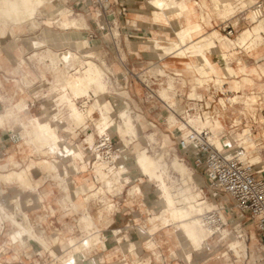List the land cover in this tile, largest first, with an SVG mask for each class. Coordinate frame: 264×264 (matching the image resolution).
<instances>
[{
	"label": "rangeland",
	"instance_id": "1",
	"mask_svg": "<svg viewBox=\"0 0 264 264\" xmlns=\"http://www.w3.org/2000/svg\"><path fill=\"white\" fill-rule=\"evenodd\" d=\"M179 1H181V0H179ZM187 1H190V0H187ZM213 1L214 0H210V4H211L213 10L215 11V13H217V14H215L213 17V20H212L213 23L206 27L207 30H211L212 27H216L223 34L227 35V32L223 31V27L225 26V24L230 22L231 25L234 26L236 29L234 30V34L228 35V36H230L231 38H235L237 36V34L242 29H244L245 27H251L252 26L253 22H252V19H250V17L253 14L251 9H254V5L246 7L245 10L238 9L237 12H241V13L236 16V18H238V21H237V24H234L236 21V20H234V18L226 20V18H229L232 15H229V14L226 15L224 7H222V5H220V4L218 6H216L217 5L216 1H214V2ZM131 2H133V4L130 6L131 10H129V13L127 14V17H128V19H130V21H131V18H133L132 14H131L132 8H140V7L144 6L146 3V0H133ZM191 2L194 3V1H191ZM199 2H200L199 3L200 5L198 4V7L199 6L201 7L202 14L204 16L203 20L205 21L210 17V14L208 11H206L203 8V4H201L202 0H199ZM208 3H207V5H208ZM68 7L69 6L61 0H52V1L50 0L49 3H46L42 7V9L40 11H38L36 18L23 23L22 24L23 26L20 29L16 28V30L13 31V35H12L11 29H9L8 26H3L1 28L2 33H1V37H0V63L4 64L3 67H1L4 69H0V88H4L5 91H7L9 93L10 96L7 97V99H6L7 104L0 107V114L2 112L6 111V109L9 106H16V109L20 108L21 105L27 106V98L31 97L29 95V93H27V88H37L38 93L43 91V90H46V88H54V90H55L56 88H58L54 85V83H57V77L59 78L58 79L59 81L62 79V77H63V79H65V80L62 79L63 82L61 80V82L63 83L62 84L63 86H65L67 88L69 85V87L72 88L71 85L74 82V78L76 80L80 74L81 75L83 74V72L86 68V60L87 59L95 60L96 63L99 65V67L102 69V81L103 82L105 81V83H104L105 88H103L104 89V91H103V89L99 88V86H97L98 84L97 83L94 84V82L88 83L89 85L87 84L85 86H89V87H84V88H88L89 90L92 88L91 90H94L97 87V90H95V95H96V98H98V97L100 98V100L102 102L101 106H103L104 103L107 105L110 104V106H107V108L109 109L113 105L110 108L111 110L109 109V111L112 112V110H114L112 113V115L114 117L111 114H109L110 115L109 117H111V118L113 117L111 119V121L114 120L113 123L116 125H114V127L112 128L111 134L114 135L115 139L118 140V142L122 143L123 146H124V142L121 140L120 135H118L119 134L118 125H119V123L123 124V119L119 115H118V117H119L118 118L117 113L123 109H127L128 112L131 113L133 120H134V123L139 128V132H138V137L134 136V139L131 140V142L129 143V145L127 147V154L128 155H127L126 160L128 162V166L130 167V173H129V175L123 174V176L129 177L132 181L126 182V183L117 182V184L116 185L114 184V185H115V188L117 187L116 189L120 193H122V191L124 190L125 198H127L126 203L128 201H131L132 197L137 198V201L139 203H141L140 206L138 207L137 213L135 212L134 217H133V220L136 219V222H138V223L134 222L135 223L134 227H136V229L131 228L129 231H126V230L123 231L122 228L119 227V223L121 222V219H120L121 217L119 218L120 222H118V223L114 222V213L110 211V208L108 207V205L97 206V204L94 203L91 196L95 195L97 197L100 194L106 195V188H104V187H103V189L101 188V192L99 191V189H100L99 188L92 195L90 194L89 200H88L90 203V206L92 207V214L94 215V217L97 216L98 207H103L102 211L100 210V214L102 215L101 216L102 219L100 221H98V220L95 221L92 218V216L89 214V212L86 213L85 211H83V213H82V211L78 210V212H75L77 214L72 215L71 208H63V206H60V210L58 212H64L67 214V216L63 219L64 225H66L67 227H71L73 229V232L69 231L67 233L75 236L76 239H78V242H76L78 245V246L77 245L76 246L79 247L78 251H80L81 249L83 250L84 256L82 257V259L85 257V255H87V256L89 255L87 253V250L95 248V247L98 249L102 248L101 247V241H100V239L102 237H100V235H95V237H92V232H93L92 230L97 228L96 222L98 223L99 228L106 229V228H108V226H110L111 227L110 229L115 230L118 228L120 230L119 232L113 231V233L115 232L114 234L111 232L110 229L108 231H107V229H106V231H104L105 238H106L105 240L107 242V245L109 247H111V245L117 246V248H115V249L109 248L107 251L101 252L98 254L99 255L98 262H104V264L108 260H113L114 264H154L155 261H160V262L162 260L169 261L170 259L173 258V255L172 256L169 255L171 246H173V249L176 251L174 253V255L178 254L177 260L180 263H185L186 260L183 258V256H180L182 250H185L186 248L191 249L190 246L195 249L191 239H189V238L186 239V237L183 236L177 230V226H176L177 224L173 223V221L171 219H167L168 220L167 221L165 217H162V216L159 217L161 215L160 213H162L161 211L164 209V204L162 202V199H160V192L162 193V190H160L159 185H160L161 181L159 180L160 182H156V180H158L157 178L150 179V177H148V175H144V173L142 172L141 168L139 167L138 161L136 160V154H137L138 150L140 149V150L148 151V153L154 157H156L157 153L162 154L163 160L167 163V164H165L166 166L164 165L166 167L165 168L166 170H164V173H163V180L167 183V185L171 186V189L173 191H176V189L177 190L182 189V188L185 189V188L192 185L191 189L195 190L196 192L200 191L201 189L203 190L202 196L203 197L207 196L206 199H207L208 205L211 208H214L213 205H215V206L224 205L226 207V210L222 209V214L224 216L225 221L227 222V224L224 226V228H225L224 233L226 235L225 234H223V235L214 234L213 236L210 237L208 244H207V247H203V248L199 249V251H195L196 249L194 251H192V254H193L192 259L194 261V264H264V249L259 248V247H255L257 245L253 244V239L251 240V238H252L251 234L253 233L252 230H254L258 236V239L262 243H264V235L263 236L260 235V231L258 230L257 221L255 219H253L250 216V214H248V213L240 214L238 212V209L236 208V206L234 204L235 202L232 200V198L230 196H228L227 194L217 192L216 190L210 188L208 185V182H207V178L205 177V175L203 174L201 169L197 168L195 166V164L193 163V161L190 160L188 157L185 158L183 151L179 150V148H176L177 147L176 135H178L177 129L179 127L182 128V124L180 121L181 117L179 115H176L177 118L174 119L175 124H172V125L169 124V122L167 121V117L171 116V114H170L171 112H169L168 108L162 104L163 103L162 100H159L156 96L151 95V92H148L146 90V88H144L142 86L141 82L138 79H136L133 75H131L132 80H133L131 85L133 86V88H130V86H131L130 84H129L130 86L128 88V83H126L124 80H122L121 77L119 78V80H120L119 83H116V82L112 83L111 81L107 82L105 80V71H106L105 69H109V66L107 65V63L103 64V59H101L102 54H101V52L96 51V45H94L92 48H90L88 46L83 48V46L81 45L78 47V49H80V50H67L66 52L59 53L60 48H56L58 46L55 44H51L49 41V38H46L47 36H49L51 34V32L54 33V35H55V31H59V32L65 31V30H68V28H73V26L74 27H79V26L84 27V26H86L85 25V23H86L85 17L88 19V21H90L91 18H93V16H94V12L91 13V15H90L91 18L87 17L86 15L84 17L82 14L77 16L76 12L73 13L72 9H70ZM152 8L155 9L156 7L154 5H152ZM59 9H62V11L64 9L65 13L60 14L58 12ZM68 9L72 11V14H70L71 12L68 13V11H69ZM196 9H197V7H196ZM118 17H119V19L118 18L116 19V16L112 15V18H114L115 21L117 22V26L112 30V34L110 33L107 35V38H110L111 35H115V36L119 37L118 33L121 30V29H119V25H120V21H123V17H120L119 15H118ZM51 20H53V23ZM125 20H126V18H125ZM75 21H76V23H75ZM135 23H139V24H142L144 26H147V28L144 29L143 31H140V32L138 30H134L135 32H138V33H134V31H132L133 37H137L138 35H142L144 37H149V36H151L152 29H158V30H165L166 29V27L164 25H162L160 23L156 24L152 20H149L148 22H144L141 20H135ZM72 24H74V25H72ZM130 25H132V24H130ZM120 26L122 28L123 24H121ZM45 29L49 30V31H45ZM106 31L107 30L105 29V32ZM263 31H264V29H263ZM43 37L45 39H42ZM259 42H256L254 44V48L258 47L261 44H262L261 47H264V39H262V42L261 41H259ZM235 47H236V49H234L233 51H234V53L236 52V54H234V56L237 57V55H238V58L243 60V62H247L250 65L254 64V58H253L254 56L251 55L252 52L247 51L246 45H244V46L235 45ZM49 51L57 52L59 56H62V58L67 57V54H69V53H70L69 55L74 56L75 55L74 52H76L78 55H81V57H79V58H82V59H79L77 61V63H79V65H80V63L81 64L83 63L81 65V69L79 70V73H77V74L68 73L69 71L66 70L67 66H65L66 69L61 68V66L57 67V62H54L51 58V55H48ZM77 51H80V52H77ZM239 51H241L242 53L238 54ZM87 52L92 53V56H87L86 55ZM155 55L159 57V55H157L156 53H155ZM248 55H250V57H248ZM48 58H50L51 61L47 60ZM83 59H85V60H83ZM99 60H100V62L98 63L97 61H99ZM68 62L71 63L72 61H68ZM24 64L27 67V70L30 71L29 75L27 74V72L24 71ZM156 64H158V63H156ZM149 65H150V62H149ZM222 65L228 66V64H225L224 62H222ZM232 65H237L236 61L233 62ZM18 66L20 67V70H18ZM148 66L145 68V70H142L138 73V75H140V78L147 79L151 75L158 74L157 73L158 71L160 73H163V71H165L163 74L167 73V70L164 69V67L161 64H160V67H155L156 65H152V68L150 69L151 71L146 72L147 69L149 68ZM42 70L45 72L47 70L46 76L44 75V72ZM59 70L60 71L62 70V71H61V73L58 74ZM103 70H105V71H103ZM113 72H115V71H113ZM68 74H69V76H68ZM37 75L39 76L38 78H40L38 80H37ZM70 75H72L73 78ZM60 77H61V79H60ZM64 77H66V78H64ZM175 77L169 76V78H170L169 79V78H166L165 76H162V75L159 76L160 79L156 80L155 85H153V89L161 97L166 96L168 94L170 96V98L165 99V100L169 104H171L170 102L172 100H177V103H175L173 105H178L180 100L175 96L174 92L171 90V88L174 87L173 83L175 81ZM181 77H182L183 82H184V79H186V76L184 75ZM72 79H73V81H72ZM68 81L71 82V85L69 84L70 82L68 83ZM165 81H168L170 88L166 87V84H164ZM186 81H187V79H186ZM43 82H45V83H43ZM95 82H97V81H95ZM160 82H163V84H160ZM212 82L214 83L213 79H212ZM262 82H264V77L262 78ZM64 83H66V84H64ZM187 83L189 84L190 82H187ZM215 83H218V82H215ZM39 85H41V86L38 87ZM221 85H222L221 83H218L217 87H216V84L211 85L212 88H226L227 91L223 90L224 94L214 92V94H216V99L220 98V101H219L220 103L217 105L213 104L212 108L210 109V113H212V115H216V111L218 109L225 108L229 117L226 120L224 131H226V132L230 131L231 132V137L228 138V140L230 142H232L231 145L233 147L234 145H236V142H233V138H236L238 135V132H240L242 129L248 128L247 126H249L248 124L250 123L251 119L246 121V122L244 121V123L241 124L240 127H238L237 129H235V131L232 130V128H230V125L235 120H240V118H239L240 116L238 117L237 111H235V113L232 112L233 109H231L229 107L230 104L227 103L226 98L228 96H234L235 95L234 93H232L231 91L228 90L229 84L228 83L224 84V87H221ZM65 87H62V88H65ZM16 88H17L16 95L13 96L14 92L11 93L9 91H11V90L15 91ZM109 88H121V89H117L119 91L126 90V92H124V94H129V96H128L129 99L128 98L126 99L124 96L118 95L115 93L113 94L112 98L109 97L107 94H103L105 92H108ZM242 88H245V87H242ZM246 88H248V87H246ZM255 88H260L259 83L256 84ZM163 89H164L165 93H164ZM181 89L186 91V90H189L190 88H181ZM262 89H264V88H262ZM200 90L201 89L197 88L196 91H200ZM246 91H248V89H246ZM100 92H102V94ZM247 93H249V92H247ZM44 94L45 93H39L38 98H40L41 96H44ZM121 94H123V93H121ZM239 94H242V92H240ZM150 95H151V97H150ZM96 98L94 97L88 103V105H91V103L94 102V100ZM221 102H223L224 104ZM258 102H259V100H257V103ZM72 106H73V104H72ZM104 108H106V105H104ZM50 110H51V108H48V111L50 112L49 115L51 117L54 114L53 113L54 111L53 110L50 111ZM28 112L32 116L38 117L41 121H49V118H48L49 115L40 112L38 104L36 106H33V108L31 110H28ZM255 112L258 113V116H257V119H258L260 109H258ZM136 113L142 114V120L141 121H140V119H138L139 118L138 115L136 116ZM147 113L150 115L145 116V114H147ZM119 114H120V112H119ZM263 114H264V112H263ZM95 116L98 117V112L95 114ZM22 117H24L23 114H22ZM63 118H64V120H63V123H61V125L63 127L67 126L66 128L68 130H63L62 129L63 127H62L59 130V134L66 135L68 132H65V131H69V130L72 131V129L73 130H75V129L72 127L71 128L69 127L70 125L68 123H70V121H71L70 116H67V114H66V115H64ZM69 118H70V120H69ZM98 118H96V119H98ZM248 118H249V116H248ZM263 118H264V115L261 116L262 120H264ZM31 119L26 120V121H22L21 122L22 125H16V124L12 123L13 131H10L13 134L12 139L9 138V133L7 134L9 127H6V130H5L6 133L3 134V137L6 139H4L3 142H0V149H1V153L3 155H8V153L12 152V153H15L17 158H19L21 160L22 157L24 156V154L27 151L31 150L32 145L28 144L26 142L24 135L22 133V130H25L23 128L24 126L27 128V130H29L28 125L31 124V121H30ZM72 120L74 121V119H72ZM143 120L147 124L145 122H143ZM25 122H26V124H25ZM74 122H76V120ZM148 122H151V123L148 124ZM51 124L53 126H55L56 123H51ZM21 126L23 129L21 128ZM91 126L93 127V130H94L95 126L94 125H91ZM254 126H255V129L257 130V133L259 132L258 133L259 135L257 136V138L254 137L250 140V144H251L250 148H255V147H253L254 143H256V142L258 143L259 141H261L260 146H257V148H259V147H260V149L263 148L262 152L261 153L258 152V153L262 156V158H263L262 160H264V136L262 135L263 134V128H262L263 126H262V123H260V122L254 124ZM141 127L143 129H141ZM221 127H223V123L221 120H220L219 125L214 124V130L217 134H218L217 131ZM244 127H246V128H244ZM86 128L87 127H85V131L88 130ZM249 128H250V126H249ZM1 130H2V128L0 127V131ZM31 132H32V130H31ZM246 132H249V129ZM25 133H27V132L25 131ZM88 133H89V130H88V132L86 131V134H88ZM96 133H97V128H96ZM150 133L154 134V139H151ZM31 136L32 135L31 134L29 135V133H28V137L30 139H31ZM217 139L219 140V138H217ZM31 141H32V139H31ZM254 141H256V142H254ZM33 142L34 141H32V143ZM254 151H255V149H254ZM34 155L38 156L37 154H35L33 152V156ZM254 156H257V155L254 154ZM175 157H178L181 161H183L185 163V165L189 169L188 171L191 170L194 172L195 175H193V180H191L192 183L191 182L189 183V181L186 178H185L186 180H184L182 175L180 174V171L178 169H176L175 166L172 165V162L175 159ZM38 160H40V159L38 158ZM62 163L60 162V167H62V165H64V162H62ZM255 166H256V168H259L260 163L258 162ZM84 167H86L85 164H84ZM62 168H59V169H60V172L62 174H64L65 170H62ZM6 171L9 172V171H12V169H9V171H8V168H1L0 169V176H1V173H4ZM33 173H34L36 178H39L40 176H42L39 172L36 173V171H35ZM68 173L70 174L68 177V180H70V179L72 180V178H74V179H77V182L79 184H81V183L85 184V185L80 187V190H82L83 192H86L89 190L87 185L89 183H91V180L85 182V177H88V175L86 173L85 174L84 173L74 174L72 167H71V169H68ZM186 176H188V175H186ZM185 181H188V182H185ZM0 182L5 184V181H3L1 179H0ZM49 183H51V185H49ZM151 183H153V184L151 185ZM122 184L125 185L123 190H122ZM16 185H17L16 183H13V184L6 183V185H4V186L5 187L11 186L13 188V190H10L9 193L12 194V191L15 190L14 187ZM56 185H57V182H55L54 179H52V180L50 179L42 187V188H45L44 190H46V191L50 190L52 192V189L54 190V193H52V195L55 198L48 200V202L53 203L54 207H58V204H59L58 201L60 200L61 196L63 195V191L60 189V187H58ZM78 185L75 184L74 186H78ZM136 185H138L139 189L142 192L139 189H138V192L137 191H135V192L133 191V193L130 192V189L132 190V187H134ZM18 189L19 188H17V190ZM18 191H23V189H19ZM91 192H93V191H91ZM91 192H89V193H91ZM127 193H128V195L126 196ZM205 194H206V196H205ZM80 196H81L80 194L77 196H74V194H73L74 199H78ZM86 199H87V196H86ZM181 200L182 199H178V202H177L178 206L183 205ZM9 201H10V199L8 200V202ZM142 202H145L147 206L142 204ZM5 206L8 209L12 208V205L10 202L8 204H5ZM71 206H72V204H71ZM31 211H34L31 213L35 214V216L42 214L41 210H35L34 209ZM139 211L141 212L140 215H139ZM104 212L105 213L107 212V214L110 213V216L108 219H106V217L103 216L105 214ZM117 213H119V216H121L120 213H122V212L118 211ZM83 214H85V215L88 214L91 217L90 221H92L93 223L90 222L89 220H83V216H84ZM73 216H75L78 219L81 216V220H80L81 225H80L79 220L73 219ZM110 218H111V220H110ZM154 218H156V219H154ZM152 219H154V220H152ZM127 222L128 221L125 220L124 224ZM139 225L142 229H140ZM145 228H146V230H145ZM9 229H10V231L14 230L12 228V226H10ZM53 229H54V226H51L50 228H48V231H52ZM77 229H79V230H77ZM239 229H240V231H239ZM65 231H67V230L65 229ZM177 231L181 237V241L178 239ZM135 232H137V233H135ZM154 232H156L154 235L155 238L152 235H150V236L153 237L152 240L155 242V245L151 246V247L146 246V243L144 242L143 238L147 237V239H150L149 234L154 233ZM166 234L169 237H167ZM64 235L65 234L63 233L61 238H64ZM102 235H103V233H102ZM117 235H119V236H117ZM39 236H40V234H39ZM118 237H121L122 239L118 240ZM40 238H42V237L40 236ZM71 238L76 241L75 238H73V237H71ZM8 240H9L8 236H6V235L1 236L0 237V246L7 244ZM68 240L65 243H63V241H62V243L64 245H66ZM233 240H241V241L243 240L244 243L242 241V245H244V244L248 245V249L244 250L241 246H239L238 249H239L240 255L238 256V254L235 253L236 251L234 252V249L230 245V243ZM4 241H6V242H4ZM93 242L95 244H92ZM132 243H135V245ZM33 244L35 245L36 249H40V246L37 245V243L34 242ZM91 244H92V247H89V246H91ZM156 244L157 245L160 244V250L162 252V255L160 257H158L151 250V248H154L156 246ZM229 245H230V247H229ZM204 246H206V244ZM142 248H145V253H143ZM251 249H253V250L251 251ZM71 251L72 252H68V253L72 254L73 250H71ZM68 255L66 254V256L61 257L64 264H69L72 262L69 260H68L69 262H66L64 260V258H69ZM7 256H8V258L12 257L10 254ZM47 260H49V259H47ZM23 261L25 263V262H28L30 260H26L25 258H23ZM60 262H61V260H59V262L57 264H63L62 262L61 263Z\"/></svg>",
	"mask_w": 264,
	"mask_h": 264
},
{
	"label": "bare ground",
	"instance_id": "2",
	"mask_svg": "<svg viewBox=\"0 0 264 264\" xmlns=\"http://www.w3.org/2000/svg\"><path fill=\"white\" fill-rule=\"evenodd\" d=\"M49 1L50 0H0V37H1V33H2L1 28L3 26H8L9 29H11L12 35H13V31L16 30V28L20 29L23 26L22 25L23 23L36 18L38 11H40L46 3H49ZM191 1H194V3H196V4H198V2H199V0H190V1H187V0H181V1H179V0H150V3L156 7L155 9H153L154 20L167 23L169 25L171 33H172L171 37H167V38L161 37L159 39L154 38L153 41L155 43L152 46L153 52H157L159 54V57L162 59L161 65L164 67V69L170 66L169 61L166 59L167 57L170 56V57H175V58L182 60V62H183L182 67L183 68H181V69L177 68V67L173 68L177 72V73H173L175 75L180 76L182 70L194 71L197 74V77H196L197 81L196 82L199 85L206 84L208 82V80H212V79L214 80V83L218 82V83H221L223 85L226 81L225 78H227L229 76L237 75L239 71L237 69H235L234 66L228 65V66H226V69H225L226 70L225 76H224L225 78L219 76L217 65L211 59L210 54H217L221 51L219 48V45L217 43V40H219L221 38V35L219 34V32L217 30L206 32L203 29L202 24L200 22V19L202 18V14L200 13L199 15H197L196 7H195L194 3ZM214 1H216V4H217L216 6H218L220 4V5H222V7H224L226 15L227 14L233 15V14L237 13L238 9L245 10L246 7L252 6L256 2L255 0H214ZM251 10H252L253 14L250 17V19H252L253 24L251 27H245L240 32V34L238 35V43L241 46L246 45L249 48H254V44L256 42H259V41L262 42V39H264V31H263V29H264V12L256 11L255 8L251 9ZM63 11H64V9H63ZM63 11H62V9L58 10V12L60 14H64L65 11L64 12ZM69 12H71V10H69L68 13ZM196 18H198V19H196ZM75 23H76V21H75ZM74 24H72V25H74ZM163 40H165V41H163ZM49 53H48V55H51L52 60L54 62H57V67H60V65L62 63H64L65 66H67V63H69L66 59L62 58V56H59L57 52L49 51ZM69 54H67L68 57L74 58L73 56H71ZM74 54H75V52H74ZM86 55L92 56V53L87 52ZM222 56L223 57L225 56L224 58H226V59L229 58L227 52L224 53V55H222ZM75 57H76L75 60L82 59V58H79L81 56H79L77 53H76ZM255 58H257V57H255ZM47 60L51 61L50 58H48ZM83 60H85V59H83ZM105 63L106 62H104V60H103V64H105ZM155 67H160V64H156ZM244 70H245V67H242L241 71H244ZM256 70L257 69H255V71ZM61 71L59 70L58 74L61 73ZM103 71H105V70H103ZM164 72L165 71H163V73ZM68 76H69V74H68ZM70 76H72V75H70ZM170 76L175 77L173 75H170ZM66 77H64V78H66ZM72 78H73V76H72ZM180 78L182 79V77H180ZM58 79L59 78L57 77L58 84L62 83L63 80H65V79H63V77H62L63 80L60 77L62 82H61V80L59 81ZM244 79L246 81L252 82L251 78L245 77ZM72 81H73V79H72ZM95 81H97V82H95ZM69 82L70 81H68V83ZM91 82H94V84L97 83L98 84L97 86H99V88H102V89L105 88L104 87L105 81L104 82L102 81V69L99 67V65L96 63L95 60L87 59L86 60V68H85L83 74L82 75L80 74L76 80L74 78V82L72 83V85H71V82L69 84L72 86L71 89H72L74 95L83 96V95H86L92 89L91 88L89 90L88 88H84V87H89V86H85V85H87L88 83H91ZM184 82H186V79H184ZM64 84H66V83H64ZM240 85H241L240 81L237 80L236 86L240 87ZM193 86L191 87L192 88L191 89L192 91H190L191 94L201 95V93H199V91H196L197 88H194ZM63 87H65V86H63ZM68 87H69V85H68ZM216 87H217V85H216ZM65 89H66V87L63 90L65 91ZM236 89H240V88H236ZM95 90H97V87L93 91L95 92ZM103 91H104V89H103ZM163 91H164V89H163ZM164 93H165V91H164ZM261 96H262V94L260 96H258V99L257 98L244 99V100H242V102H244L246 106H253L257 102V100H259V103H261V108H262V107H264V100L262 102L260 101ZM60 98H61L62 102H65V101L69 102V106H70L69 116L71 118V121H73L72 119H74V121L76 120V122L79 125H81V126L85 125V127H87L86 129H88V130L91 129L90 124L87 123L89 120L95 121L97 133H102L105 131L106 128H109L111 125H114V123H113L114 120L111 121V119L113 117L112 118L109 117L110 116L109 114H111L109 109L112 106L109 109L107 108V106H110V104L107 105L104 103V105H106V108H104V105L101 106L102 102H101L99 97L96 98L94 100V102H92L91 105H88L89 107L87 106L88 108L86 107L85 109H80L72 99L67 97L66 92L61 94ZM160 98L165 100V99H169L170 96L167 94L166 96H162V97L160 96ZM228 99L230 100V102H233V103L234 102H240L238 97L235 95L229 97ZM250 100L252 102H250ZM170 103L173 105V104L177 103V100H172ZM72 104H73V106H72ZM167 107H168L169 112H171L170 113L171 116L167 117V121L171 125L175 124L174 119L177 118L176 113L173 112L169 108L168 105H167ZM181 109L182 108H179V111H181ZM97 112H98L99 118L95 116V114ZM10 114L11 113L8 112L7 115L10 116ZM119 116L123 119V124L119 123V125H118L119 135H120L121 139L124 141V143L128 145L131 142V140L134 139V136L138 137L139 128L134 123L133 117H132L131 113L128 112L127 109L121 110ZM52 117L56 120H59V121L62 120V119L58 118V114H55ZM53 118H51V119H53ZM70 118H69V120H70ZM96 118H98V119H96ZM220 120H221V116L216 111V115H210L207 117L206 120H202L200 118H197V119H192L191 122L194 124L195 127H209V128H211V130L213 131V142L219 148H222L223 141L221 138V132H223L225 128H224V126L219 128V130L217 131L218 134L214 130V124L219 125ZM30 121H31V124L28 125L29 130H27V128L23 125L24 126L23 128L25 129L23 132L25 133V131H26L29 133V135L31 134L35 137V139H34L31 136V138L34 139V142L30 143V144L33 146V149L35 150V152L40 156L39 157L40 160L32 159L29 162H27L26 166L21 167L20 165H22V163L19 160H16L13 158L8 163V165L12 166V168H11L12 171H9L5 174H2L1 179L5 182H17L18 184H20L22 186L32 187V188L36 189V186L39 184V181L35 180V177L32 173V169H36L38 172H42L46 179L47 178L54 179L60 186H62V188H65L68 191V185H69L68 184V182H69L68 170H65L64 174H62L60 172V169H59V168H61L59 165L60 161L57 157H54L57 154H62V155L65 154V152L62 151L60 144H59L61 137L57 133V130H58V127H56L57 125L53 126L49 121H41L38 117L32 118ZM180 121L182 124V128H185L186 127L185 122L181 119H180ZM262 121H263L262 126H263V135H264V120H262ZM20 124L22 125V123H20ZM25 124H26V122H25ZM141 129H143V128L141 127ZM31 130H32V132H31ZM76 130L72 129V131H76ZM247 130H248V128L242 129L240 132H238L237 137L243 138L246 141L245 147L248 149V151L250 153H254L255 151H257V144L258 143L256 141H254V142H256V143H254V146H253L255 148H250L251 147L250 140H249L250 136L248 135L249 132H246ZM251 130H252V128L250 127V132H251ZM150 137H151V139H154V134L150 133ZM217 138H219V140ZM86 140L92 144L93 141L95 140V131H89V133L87 134ZM254 149H255V151H254ZM68 153H70L74 158L82 157V152H80V151H76V150L70 151L69 150L67 152V154ZM259 153H258V151L254 153L257 156H254L253 160L256 161L257 163L262 160V156ZM136 160L138 161L139 167L141 168L144 175H148V177H150V179L157 178L158 180L161 181V182L159 181L160 182L159 188H160V190H162V193L160 192V199H162V202L164 204V209L161 211L162 212V213H160L161 215L159 214L160 215L159 217H161V216L165 217L166 220L171 219L173 221V223L177 224L176 225L177 230L183 236H185L186 239L187 238L191 239L193 246L195 247L196 250L203 248L205 244L207 246L210 237L213 236L214 230L212 227H209L206 224V222L203 220L202 214L206 210H213L215 208V205H213L214 208H211L208 205V202L206 199V197H207L206 194H205L206 197L202 196L203 190L201 189L200 191L196 192L195 190L191 189V187H192V185H191L187 188L184 187L185 189L182 188V189H178V190L176 189V191H173L171 189V186L167 185V183L163 180V173H164V170H166L165 164H167V163L163 160L161 153H157L156 157H154V156L150 155L148 153V151L139 149L137 154H136ZM172 165L175 166V168L180 171V174L182 175L184 180L187 179L189 181V183L190 182L192 183L191 180H193V175H195V174L191 170L188 171L189 169L183 161H181L178 157H175V159L172 162ZM18 167H20V168H18ZM82 167L85 168L84 164ZM125 168L126 167H122L121 169L116 171L111 179H109V177H107L106 175L101 173L102 174V180L107 181V183H114L115 185L117 184V182L126 183V182L132 181L129 177L123 176V174H124L123 172L128 170ZM98 171L101 172L100 169H98ZM128 175H129V173H128ZM186 175H188V176H186ZM188 181H185V182H188ZM101 188L103 189V187H100V189H99L100 192H101ZM138 189H139V187H138V185H136V186L132 187V190L130 189V192H132V193H133V191L138 192ZM67 196L70 199V203L72 204V206L77 209L76 202H74L71 199L70 193H68ZM87 198H89V195L87 196ZM95 198H97V197L95 196ZM178 199H182L181 201H182L183 205L178 206V204H177ZM0 211L2 213V210H0ZM83 215H84L83 220H89V221L91 220L90 219L91 217L88 214H86V215L83 214ZM154 219H156V218H154ZM154 219H152V220H154ZM13 221L15 224H17L21 227L19 230H17V232L15 234L12 235L14 240H17L23 234H25V235L29 234V236L34 237L42 245L46 246V243L44 242V240L42 238H40L36 229H34L35 227L33 228V226H31V225L23 224V223L17 221L16 219H13ZM90 222H92V221H90ZM117 229H115L114 231L119 232L120 230L119 229L117 230ZM140 229H142V228L140 227ZM145 230H146V228H145ZM178 231H177V236H178V239L181 241V237H180ZM224 231H223V234H225ZM239 231H240V229H239ZM117 236H119V235H117ZM119 238H121V237H119ZM252 239H253V244L257 245L256 237H255L254 233H252ZM68 241L69 242L67 243V247L71 246V248H73V253L72 254L68 253L69 258H64V260L66 262L72 261L71 263L74 264V262H76L78 260V254L80 253V251L82 249L80 251H78L79 247H77L78 245L74 239L71 238ZM242 241L241 240H233L230 243V245L234 249V252L236 251L235 253H237L238 256L240 255V252L238 249L239 246H241L244 250L248 249V245H246V244L242 245ZM243 243H244V241H243ZM132 244L135 245V243H132ZM230 245H229V247H230ZM52 253L55 254V251L53 250ZM190 255H191V253H188L189 258H190ZM71 263H69V264H71Z\"/></svg>",
	"mask_w": 264,
	"mask_h": 264
},
{
	"label": "crops",
	"instance_id": "3",
	"mask_svg": "<svg viewBox=\"0 0 264 264\" xmlns=\"http://www.w3.org/2000/svg\"><path fill=\"white\" fill-rule=\"evenodd\" d=\"M61 1L66 3L69 6L68 8L72 9L73 13L76 12L77 16L82 14L84 17L86 15L87 17L91 18L90 15L93 12H94V16H93V18H91L90 21H88V19L85 17V19H86L85 25L86 26H84V27H81V26L74 27L73 26V28H68V30H65V31H60V32L55 31V35H54V33L51 32V34L46 37V38H49V41L51 44H55L58 46L56 48H60L59 53L66 52L67 50H80V49H78V47L81 45L83 46V48L87 47V46L92 48L94 45H96V51L101 52V54H102L101 59H103L107 63V65L109 66V69L111 68L113 71L118 73V77L119 78L121 77V79H123V75H125L126 80H128L127 82L132 81V77H131L132 74H127L126 66L130 69L132 68L134 71L140 72V70L145 69L149 65V62H150V65L148 66L149 68L146 71V72H148V71H151L150 69L152 68V65H156V63H158V64L162 63V59L155 55V53L157 55H159V54L157 52H153L152 46L155 43L153 41V39L154 38L159 39L161 37H165V38L171 37L172 33H171L170 27L167 23L154 20L153 8H152V5L150 3V0H146L145 5L140 7V8H132L131 14H132L133 18H131V21H130V19H128L127 15L125 17L119 15L117 10H116L117 9L116 6L112 7L111 9H109L106 12H102V11H104V9H107L108 6H104V8L102 10V7L98 6L92 0H61ZM131 1H133V0H124V2L127 3L129 6L127 14L129 13V10H131L130 6L133 4V2H131ZM206 2L207 3L209 2L208 5ZM199 3L200 2H198V4ZM198 4L194 3L195 7H197V9H196L197 15H199L200 13L202 14L201 7L200 6L198 7ZM202 4H203V8L206 11H208L210 14V17L205 21L203 20L204 16L202 14V18L200 19V22L202 24L203 29L206 32L217 30L219 32V34L221 35V38L219 40H217V43H218L221 51L217 54H210V57L215 62V64L217 65L219 76L224 77L225 71H226L225 70L226 66H223L222 62H227L228 65H232L233 57H235L234 54H236V52L234 53L233 50L236 49L235 45H239L238 34L243 29L237 34V36L235 38H231L230 36L223 34L216 27H212L211 30H207L206 27L213 23V21H212L213 17L217 13H215V11L213 10V8L210 4V0H202ZM72 11L70 14H72ZM98 13H101V14L99 15ZM240 13L241 12H237V13L233 14L232 16H230L229 18H226V20L234 18V20H236L234 24H237L238 18H236V16ZM112 15H115L116 19L117 18L119 19L118 15L120 17H123V21L119 20L120 25L123 24V27L121 28V26L119 25V29H121L120 32L118 33L119 37H117L115 35H111L110 38H107V35L110 33L112 34V30L117 26V22L115 21L114 18H112ZM125 18H126V20H125ZM196 19H198V18H196ZM135 20H141L144 22H148L149 20H152L156 24L160 23V24L164 25L166 27V29L165 30L152 29L151 36H149V37H144L142 35H138L137 37H133L132 31L138 30L140 32V31H143L144 29L147 28V26H144V25L139 24V23H135ZM51 21L53 23V20H51ZM108 21H110L112 28L108 27ZM113 23L115 25H113ZM130 24H132V25H130ZM227 25H231V23L228 22L227 24H225V26H227ZM105 29L107 30L106 32H105ZM45 31H49V30L45 29ZM134 33H138V32L134 31ZM42 39H45V38L43 37ZM165 40H163V41H165ZM261 46H262V44L259 45L258 47H255V48H249L248 46H246V48H248L247 51L252 52L251 55H253L254 58L257 57V58H255L254 64L250 65L247 62H243V60L235 57V59L238 61V63H237V65H232V66H234V68L239 71L238 74L234 75V76H229L227 78L224 77L226 80L224 84H226V83L229 84L228 90L233 92L235 94V96L238 97L240 102H242V100H244V99H251V98H257L258 99V96L261 95V90H263L262 88H264V82H262V78L264 77V47H261ZM226 52H227L228 57H229L228 59L224 58L225 56L224 57L222 56ZM75 55H76V53H75ZM75 55L73 56L74 58H70L67 56L68 58L65 57L64 59H66L67 61L75 62V59H76ZM166 59L169 61V64H170L169 67L165 68L167 70V73H165V74H162L160 72H157V73H159L161 75L170 76V75H174L173 73H177L175 71V69H173V68H175V67L180 68V69L183 68L182 67L183 66L182 60L175 58V57H170V56L167 57ZM3 65L4 64L0 63V69H4V68H1V67H3ZM242 67H245L244 71H241ZM255 69H257V70L255 71ZM18 70H20L19 66H18ZM24 71L27 72L28 75L30 74V71L27 70V67L25 66V64H24ZM43 72H44V75L46 76L47 70H46V72L45 71H43ZM184 75L186 76V79H187V81L185 83L180 78L182 80V81H180V83H182L183 86L190 85L192 87L194 85L193 86L194 88H199V89L206 87V84H203V85L197 84L196 72L182 70L181 76H184ZM38 77L39 76L37 75V80L40 79ZM245 77L251 78L252 82L246 81L244 79ZM175 79H176V77H175ZM236 79L240 81V84H241L240 87L236 86V81H237ZM187 82H190V83L188 84ZM43 83H45V82H43ZM258 83L260 85V88H255L256 84H258ZM129 86L130 85L128 84V88H129ZM242 87H245V88H242ZM246 87H248V88H246ZM130 88H133V86L131 85ZM236 88H240V89H236ZM191 89L192 88H190V91H192ZM246 89L250 90L251 92L247 93ZM257 89H259V91ZM16 90H17V88L15 89V91L11 90L9 92H11V93L14 92V94H13V96H14V95H16ZM239 90H242L243 93L239 94L240 93ZM200 91H199V93H200ZM123 92H126V91H123ZM27 93H29V92L27 91ZM40 93H45V94H44V96L40 97L39 103H36L35 105H31L30 101L33 100V93H29V95L31 97L27 98V104L29 105L28 107L26 105H23V106L21 105L20 108L16 109V106H9L6 109V111H4L0 114V127L2 128V130L0 131V142H3L4 139H6L3 137V134L6 133L5 132L6 127H9L7 134L9 133V138L12 139L13 134L10 132V131H13L12 123H14L16 125H21L20 123L22 121H26V120H29L31 118H36L35 116H32L28 112V110H31L33 108V106H36L38 104L40 112L49 115L50 112L48 111V108H50V106H49L50 98H52L51 96H53L54 88H46V90H44L43 92H40ZM9 96H10L9 93L7 91H5L4 88H0V107L7 104L6 99ZM37 97H39V94L37 95ZM229 97H231V96H228V98ZM228 98H226V100H229ZM250 102H252V101L250 100ZM255 104L253 106H246L245 105L246 106L245 109L241 108L240 114H242V115L246 114V115L252 116L253 118H257L258 113L255 112V110H256V108L254 107ZM8 112L11 113L10 116L7 115ZM217 112L220 114L221 121H222L223 126L225 128V123H226V120L229 117V115L227 114L225 108H220L217 110ZM22 114L26 119L24 117H22ZM137 115L139 117L138 119H140V121H141L142 120V114L136 113V116ZM147 115L149 116L150 114H148V113L145 114V116H147ZM262 115H263L262 112L259 113L260 118ZM49 116H48L49 122L50 123H56L55 126L57 125L56 126V127H58L57 132H58V135L60 136L59 130L63 127L61 125V122L59 120L54 119L52 116L51 117H49ZM51 118H53V119H51ZM143 122H145V121L143 120ZM150 123L151 122H148V124H150ZM248 125L251 128H253V123H249ZM249 126H247V127H248L249 132H250ZM21 128H22V126H21ZM244 128H246V127H244ZM23 131L24 130H22V133L24 135L26 142L28 144L32 143V141H34L35 137H33V135H32V137L34 139L31 138L32 139V141H31V139L28 137V132L24 133ZM33 152L35 154H37L35 152V150L33 149V146H32L31 150L27 151L24 154V156L22 157V159L20 160L19 158H17L15 153H12V152L8 153V155H3L1 153V149H0V169L1 168H8V171H9V169H11L12 166L8 165V163L13 158L16 160H19L22 163V165H20V166H26L27 162H29L30 160L38 159L40 157L38 154H37L38 156H36V155L33 156ZM18 168H20V167H18ZM62 170H63V168H62ZM35 171H36V173L38 172L36 169H32V173ZM6 172L1 173V176H2V174H5ZM39 173L42 175L39 178H36L34 173H33L35 180L39 181V184L36 186V189H34L32 187L22 186V185L18 184L17 182H5V184L0 182V210H2V213L0 211V218H3V219L6 218V219H9L10 221H12L13 229H14L13 231L10 232V236H9V240L7 241V244L10 242L11 246H13V245L17 246L16 250H17L18 254H20L19 252L21 249L27 250V253H26L27 255L31 254L30 251H32V252L36 251V250H34L35 245L32 242L37 243V245H39V244L42 245L34 237L29 236V234H26V235L23 234L20 238H18L17 240H14L12 235L15 234L17 232V230H19L21 228L19 225L14 223L13 219H16L17 221H19L23 224L31 225V226H33V228L35 227L34 229H36L37 233L40 234V236L43 238L44 242L46 243V246H44V245H42V246L46 249H49L51 254L57 260H61V262L64 264L61 257L66 256V254L68 255V252H72L71 250H73V248L71 249V246L67 247V243L69 241L66 243V245H64L63 243H65L69 238L71 239V237H73L75 239H76V237L67 233L69 231L73 232V229L71 227H67L66 225H64L63 219L67 216V214L64 212H58L60 210V206H63V208H71L72 215L77 214L75 212H78V210L82 211V213H83V211H85L86 213L89 212V214L92 216V218L95 221L96 220L100 221L102 219V217H101L102 215L100 214V210H102L103 207H98L97 216L94 217V215L92 214V207L90 206V203L88 201L89 198L86 199V196H88L90 194L92 195L94 193V192H91L94 188V184L89 183L87 185L89 190L86 192H83L82 190H80V187L85 185V184L84 183L79 184L77 182V179L72 178V180L70 179L68 182V184H69L68 185V191L69 192L65 188H62V186H60L58 183L56 185V186L60 187V189L63 191V195L61 196L60 200L58 201V203H59L58 207H54L53 203H51V202H48L47 205L46 204L44 205V207H46L48 210H50L52 212V214H55V217H52V216L46 217L43 212H42V214L35 216V214L31 213L34 211H31V210L41 209L39 207V204H40L39 199H42V200L45 199V201H48L49 199L55 198L52 195V193H54L53 189L51 192L50 190L46 191V190H44L45 188H42L45 185V183L47 181H49L50 179L52 180V178L46 179L42 172H39ZM1 176H0V179H1ZM87 181H89V179L87 177H85V182H87ZM6 183H10V184L16 183L17 184L14 187L15 190L12 191V194H10L9 192H10V190H13V188L11 186L5 187L4 185H6ZM75 184H77V185L79 184V185L74 186ZM49 185H51V183H49ZM124 186L125 185L122 184V190L124 189ZM17 188L23 189V191H18L19 189L17 190ZM89 192H91V193H89ZM68 193H70L71 199L74 202H76L77 210H76V208H73L71 206L70 199L67 196ZM73 194H74V196H77L80 194L82 197L80 196L78 199H74ZM92 196L95 197V195H92ZM29 198L33 199L34 202L37 203L34 207L32 205H29V203H28ZM9 199H10L9 202L12 205V208H10V209H8L5 206V204L9 203L8 202ZM142 204L146 205L145 202H142ZM108 214L106 212L103 216H105L106 219H108L110 216V213H108ZM120 214H121V216H119V213H115L114 222H117V223L120 222L119 218L121 217L120 223H121V225H125L124 229L121 226L122 230L124 231V230L129 229L130 228L129 225L131 224L132 219H128V217L126 218L123 212ZM140 214H141V212L139 211V215ZM73 219L80 221L81 216L79 219L76 218L75 216H73ZM39 220H40V225L38 224ZM110 220H111V218H110ZM125 220L128 222L124 224ZM80 225H81V221H80ZM96 225H97V228L92 230L94 232V233L92 232V237H95V235H100V237H102L100 239L102 248L98 249L95 247V248L87 250V253L89 255L88 256L85 255V257L83 259H82V257L84 256V254H83V250H81L80 253L78 254V261L74 262V264H104V262H98V257H99L98 254L101 252L107 251L109 248H111V249L117 248L116 245H111V247H109L107 245L106 240H105L106 238H105L104 231H106V229L108 231L111 227L108 226V228L102 229V228H99V225L97 222H96ZM51 226H54V229L52 231H48V228H50ZM65 229L67 231H65ZM77 230H79V229H77ZM110 230L113 233L114 229H110ZM252 231L256 237V242H257V246H255V247H259V248L264 249V243H262L258 239L256 232L254 230H252ZM156 232L149 234V236L152 235L154 237ZM63 233L65 234L64 238H61ZM102 233H103V235H102ZM135 233H137V232H135ZM152 236L149 237L150 239H147V237L143 238L144 242L146 243V246L151 247V246L155 245V242L152 240L153 239ZM166 236L169 237L167 234H166ZM251 236H252V234H251ZM121 239L122 238L118 237V240H121ZM251 240H252V238H251ZM12 241L14 242L13 245H12V243H13ZM62 241H63V243H62ZM4 242H6V241H4ZM76 242H78V239H76ZM92 244H95V243L93 242ZM92 244L89 247H92ZM204 247H207V246H204ZM190 248L191 249L186 248L185 250H182V252L180 254V256H183V258L186 260L185 263H180L177 260L178 254L174 255V253L176 251L173 249V246H171L169 255H171V256L173 255V258L170 259L169 261H167V260H162L161 262L155 261L154 264H194V261L192 259L193 258L192 257V255H193L192 251H194L195 249L191 246H190ZM53 250L55 251V254L52 253ZM151 250L158 257H160L162 255V252L160 250V244H158V245L156 244V246L154 248H151ZM252 250L253 249H251V251ZM142 251H143V253H145V248H142ZM195 251H199V250H195ZM188 252L191 253L190 258H188ZM10 255L12 257L8 258V259H12L14 257L13 254H10ZM0 256H1V254H0ZM15 257H16V254H15ZM105 264H114V261L108 260Z\"/></svg>",
	"mask_w": 264,
	"mask_h": 264
},
{
	"label": "built area",
	"instance_id": "4",
	"mask_svg": "<svg viewBox=\"0 0 264 264\" xmlns=\"http://www.w3.org/2000/svg\"><path fill=\"white\" fill-rule=\"evenodd\" d=\"M92 1H94L98 6L102 7V10L104 6H108L107 9H104V11L102 12H106L112 7L116 6L117 8L116 10L119 15L123 17L127 15L129 6L127 3L124 2V0H92ZM254 8L256 9V11L264 12V0H256L254 4ZM98 14L100 15L101 13ZM113 25L115 24L113 23ZM108 27L112 28L110 21H108ZM235 29L236 28L232 25H227L223 27V31H226L227 35L234 34ZM240 53L242 52L239 51L238 54ZM235 57H233L232 63L235 61L236 63H238ZM248 57H250V55H248ZM77 61L78 60H75V62L67 63V69L65 68L64 63H62L60 66L61 68H65L67 71H69L68 73L77 74L81 69L80 66L81 64L79 65ZM97 62L99 63L100 60ZM224 63L228 64L227 62ZM105 70H106L105 80L107 82L111 81L112 83L113 82L119 83L120 80L118 77V73L113 72L110 69H105ZM126 70H127L126 71L127 74H132L136 79H138L141 82L142 86L146 88L148 92H151V95L156 96L159 100H162L163 102L162 104L164 106L167 107L168 105L169 108L176 113V115H179L181 117V120L185 122L186 127L185 128L179 127L177 129L178 135H176V145H177L176 148H179V150L183 151L185 158L188 157L190 160L193 161V163L197 168L201 169V171L207 178V182L210 188L216 190L217 192L227 194L228 196H230L232 200L235 202L234 204L240 214L248 213L253 219L257 221L258 230L260 231V235L263 236L264 235V160L260 161L259 162L260 167L256 168L255 165L257 164V162L253 160L254 153H250L248 149L245 147L246 141L243 138L240 137L233 138V142H236V145L232 147L231 145L232 142L228 140V138L231 137V132L230 131L221 132L223 146L222 148H219L213 142V131L211 130V128L195 127L194 124L191 122L192 119H197V118L206 120L208 116L212 115V113H210V109L212 108V105L213 104L217 105L220 103L219 102L220 98L216 99V94H214V92L224 94L223 90L227 91V89L212 88L211 87L212 84L217 85L218 83H212V80H208V82L206 83V87L201 89L202 92L200 91L201 95L199 94L193 95L191 94L190 89L186 91L181 89V88H191V86L190 85L182 86V84L180 83L181 81L180 76L174 74V76H176V79L174 81V87L171 88V90L174 92L175 96L180 101L178 105H171L166 100L160 98V95L157 94L153 89V85H155L156 80L160 79L159 76H161V74L158 73L156 75H151L147 79H142L140 78V75H138L139 72L134 71L132 68L130 69L126 66ZM142 70L145 69H141L140 71ZM162 76L169 78L168 75H162ZM122 80H125L126 83L130 85L132 84L133 81L132 80L131 82H127L128 80H126L125 75H123ZM62 84L63 83L58 84V82L54 83V85L58 88L54 90V94L52 98H50V104H49L51 110L54 111V114L52 116L58 114V118L62 119L60 120L61 123H63L64 115L67 114V116H69L70 114L69 102L68 101L62 102L60 98L61 94L66 92L67 97L72 99L80 109H85L88 106V103L94 97L96 98L95 92L93 90H90L86 95L76 96L74 95L70 87H67L64 91L63 90L64 88H62L63 87ZM160 84H163V82H160ZM164 84H166L167 88H170L168 81H165ZM40 86L41 85H39L38 87ZM221 87H224V85H221ZM117 89H121V88H109V91L103 94H107L109 97L112 98L113 94L115 93L124 96L126 99L127 98L129 99L128 97L129 94H124L123 91H119ZM36 90L37 88H27V91L29 93H33V100L30 101L31 105H35L36 103L40 102V98L37 97V95L40 92L38 93ZM257 90L259 91V89ZM239 92L243 93L242 90H239ZM246 92L250 93L251 91L248 90ZM100 93L102 94V92ZM121 93H123L124 95ZM261 94L262 96L260 98V101L262 102L264 100V89L261 90ZM227 103L230 104L229 107L233 109L232 112L235 113V111H237L238 117L240 116V120H235L230 125V128H232V130L235 131V129L240 127V125L243 124L244 121L246 122L251 119L250 123H253V128L251 132H249L248 134L250 136L249 140H251L254 137L257 138L259 132L257 133L254 124L259 122L262 123L263 121L261 120V118L259 117L257 119V118H253L250 115L240 114L241 108L245 109L246 107L245 103L243 102L233 103L227 100ZM28 106L29 105L27 104V107ZM254 107L256 108L255 111L260 109L259 113L262 112L263 114L264 107L261 108V103L259 102L256 103ZM179 108H182L181 111H179ZM113 111L114 110H112L111 115ZM119 112L117 113V117L119 115ZM89 121L88 123L90 124V126L91 125L95 126L94 130L92 126L91 129L89 130V131H95V140L93 141V143L91 144L86 140L87 134L84 125L81 126L74 121H70V123H68L70 125V128L72 127L75 130L76 129L77 130L73 132L70 130L65 131L68 132L66 135L60 134L61 140L59 141V144L62 151H64L65 154L64 155L57 154L54 157H57L61 163L64 162V165H62L64 170L71 169L72 167L74 174L86 173L88 175L87 178L89 179V181L91 180V183L94 184V188L92 190L93 192L97 191L100 187L106 188V195L100 194L97 196V198L91 196L93 198L94 203H96L97 206L108 205L110 207V211L113 212L114 215L118 211L123 212L126 218L128 217V219H132L133 221L131 225H129L130 228L127 229L126 231H129L131 228L136 229V227H134V224L138 222H136V219L133 220V217L135 212L137 213L138 207L140 206L141 203H139L137 201V198L134 197L131 198V201H128L126 203L127 198H125L124 190L122 193H120L115 188L114 183H107V181L102 180V174L106 175L107 177H109V179H111L114 173L119 169H121L122 167H126L125 169H128L123 172L124 175H128V173H130L129 171L130 168L126 160L128 155L127 147L129 144L127 145L124 143L123 146V144L118 142V140L115 139V136L111 134V130L116 124L111 125L109 128H106L105 131L102 133H96L95 121L92 120ZM62 129L68 130L66 127H63ZM260 144L261 141L258 142L257 146H260ZM259 149L260 147L257 148V151L261 153L263 148H261L260 150ZM69 150L70 151L76 150L82 152V157L74 158L70 153L67 154ZM83 164L86 165L85 168L82 167ZM98 169H100L101 172H99ZM156 182H159V180H156ZM152 184L153 183H151V185ZM127 195L128 193L126 194V196ZM39 202H40L39 206L41 208L39 210H41V212H43L46 217L48 216L55 217V214H52L50 210L44 207L45 204L47 205L48 201H45V199L43 200L39 199ZM28 203L33 207L37 204L31 198L28 199ZM222 209L226 210V207L224 205L221 206L217 205L213 210H206L202 214L203 220L206 222V224L209 227L213 228L214 230L213 235L214 234L223 235V231L225 229L224 226L227 224L222 214ZM38 224L40 225V220L38 221ZM10 226H12L13 228L12 221L6 218L4 219L0 218V237L6 235L8 236L9 239L11 232L9 229ZM121 226L123 229L125 228V225H121V223H119V227ZM13 244L14 242L12 243V245ZM39 246L40 249H36L34 246V250L36 251L35 252L30 251L31 252L30 255L26 254L27 250L25 249H21L19 252L20 254H18L16 250L17 246L14 245L11 246L10 242L8 244L0 246V253H1L0 264H57L59 262V260H57L51 254L49 249L44 248L40 244ZM8 254H13L14 257L12 259H8L7 257ZM23 258L30 261L24 263Z\"/></svg>",
	"mask_w": 264,
	"mask_h": 264
}]
</instances>
